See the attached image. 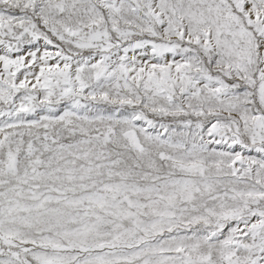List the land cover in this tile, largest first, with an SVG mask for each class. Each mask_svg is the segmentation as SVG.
Listing matches in <instances>:
<instances>
[{"label":"snow or ice","instance_id":"snow-or-ice-1","mask_svg":"<svg viewBox=\"0 0 264 264\" xmlns=\"http://www.w3.org/2000/svg\"><path fill=\"white\" fill-rule=\"evenodd\" d=\"M0 264H264V0H0Z\"/></svg>","mask_w":264,"mask_h":264}]
</instances>
